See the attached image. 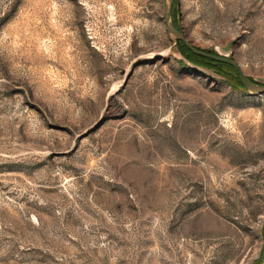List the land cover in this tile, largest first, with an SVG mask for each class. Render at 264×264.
Masks as SVG:
<instances>
[{
	"label": "rangeland",
	"instance_id": "1",
	"mask_svg": "<svg viewBox=\"0 0 264 264\" xmlns=\"http://www.w3.org/2000/svg\"><path fill=\"white\" fill-rule=\"evenodd\" d=\"M171 12L264 78V0ZM243 89L169 40L162 0H0V264H257L264 94Z\"/></svg>",
	"mask_w": 264,
	"mask_h": 264
},
{
	"label": "water",
	"instance_id": "2",
	"mask_svg": "<svg viewBox=\"0 0 264 264\" xmlns=\"http://www.w3.org/2000/svg\"><path fill=\"white\" fill-rule=\"evenodd\" d=\"M163 2V22L166 34L170 41H180L182 44L190 50L193 54L209 58L215 61H220L231 65L237 72L239 80L249 95H263L264 94V78H257L254 80L249 79L245 73L241 70L239 64L232 58H230V44L227 42L222 47H217L215 53L206 52L194 46L184 35L181 30H178L172 22L171 10L173 0H162ZM264 248V241H263ZM261 264H264V256L260 259Z\"/></svg>",
	"mask_w": 264,
	"mask_h": 264
},
{
	"label": "trees",
	"instance_id": "3",
	"mask_svg": "<svg viewBox=\"0 0 264 264\" xmlns=\"http://www.w3.org/2000/svg\"><path fill=\"white\" fill-rule=\"evenodd\" d=\"M172 13V12H171ZM172 16V14H171ZM173 25L179 30V28L175 25L173 19H172ZM176 44L179 46L181 51L189 58L191 61L196 63L197 65H203V66H208L212 67V71L214 72H219V70L224 69L226 74H230L236 81L239 83L240 88L243 89V86L239 80L238 74L236 70L229 64L220 62V61H215L209 58H205L202 56H198L193 54L190 50H188L180 41H177ZM209 52V51H208ZM211 53V52H210ZM244 90V89H243Z\"/></svg>",
	"mask_w": 264,
	"mask_h": 264
},
{
	"label": "flooded vegetation",
	"instance_id": "4",
	"mask_svg": "<svg viewBox=\"0 0 264 264\" xmlns=\"http://www.w3.org/2000/svg\"><path fill=\"white\" fill-rule=\"evenodd\" d=\"M263 256H264L263 254L260 256V258H259L258 261H257V264H261L260 259H261Z\"/></svg>",
	"mask_w": 264,
	"mask_h": 264
}]
</instances>
